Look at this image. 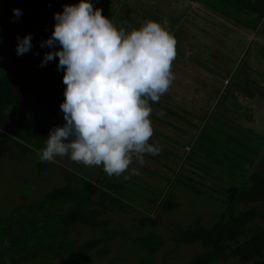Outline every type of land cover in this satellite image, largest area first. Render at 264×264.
I'll list each match as a JSON object with an SVG mask.
<instances>
[{
    "label": "trees",
    "instance_id": "obj_1",
    "mask_svg": "<svg viewBox=\"0 0 264 264\" xmlns=\"http://www.w3.org/2000/svg\"><path fill=\"white\" fill-rule=\"evenodd\" d=\"M189 1L204 3L238 26L256 30L264 25V0ZM56 2L0 0V160L9 157L22 161L25 155L33 153L40 170L55 166V162H41L37 152L45 147L50 129L64 118L60 104L66 85L64 71L57 69L58 57L41 66L45 52L52 50L42 48L41 41L52 33L49 14ZM14 7L22 11L19 18L13 15ZM237 11L248 12L251 17L246 20L234 17ZM109 18L115 24L118 20L126 22L128 29L138 28L116 11ZM29 33L32 50L18 56L17 36ZM199 120L203 118L200 116ZM229 123L222 121L208 130L198 127L172 176L166 178L168 187L151 197H148L150 192L142 194L151 206L148 212H143L137 204L136 207L127 204L128 196L133 193L128 185L132 182L125 177L112 179L100 174L91 179L61 165L65 172L63 184L50 187L35 201L12 199L9 201L12 208L0 215V264H56V258L67 255H75L78 260L85 256L86 261L78 264H96L88 262L94 256L104 257L117 234L128 237L131 247L148 255L140 256L135 264H150L149 258L165 241L151 227L159 223V213L179 206L174 199V184L201 198L207 196L217 210L210 221L196 217L187 226L177 223L169 230L168 238L175 243L172 247L180 244L196 247L195 253L181 264L231 261L264 264V172L259 170L264 164V139L257 137L256 131ZM192 176L205 180L200 184L207 183L210 193L195 186ZM116 207L139 211L130 227L137 234L126 236V231L110 228L104 216ZM77 226L101 235H91L74 246L67 236Z\"/></svg>",
    "mask_w": 264,
    "mask_h": 264
},
{
    "label": "rangeland",
    "instance_id": "obj_2",
    "mask_svg": "<svg viewBox=\"0 0 264 264\" xmlns=\"http://www.w3.org/2000/svg\"><path fill=\"white\" fill-rule=\"evenodd\" d=\"M74 3H78V0H57L49 14L52 29L54 14L62 11L66 4ZM92 3L94 8H101L107 17L116 11L121 18L133 22L137 27L148 19L155 20L174 35L176 57L172 62V71L175 79L158 102H150L154 132L149 142L161 147L160 154H145L143 165L134 157L129 169L119 177L108 176L102 166H86L72 161L68 156L56 157L55 166L46 170L37 167V157L33 153L25 155L22 161L2 158L0 215L7 214L12 208L9 203L12 199L16 202L35 201L50 187L63 184L65 172L61 165L91 179L100 174L112 179L128 177L132 182L128 185L133 194L128 196L127 204L129 207L137 204L144 209L143 212H148L151 206L143 199L144 192H150L148 197H151L168 187L166 178L172 176V170L177 168L180 155L187 151V142L196 135L198 127L208 130L228 120L230 125L256 131L257 137L264 139V25L256 30L238 26L204 3L189 0H92ZM234 17L246 20L251 14L237 11ZM118 21L113 23L119 27L126 25V22ZM200 116L203 121L199 120ZM64 122L62 118L58 125ZM134 169L138 174H133ZM259 170L264 172V164ZM184 173L191 175L188 170H184ZM192 178L196 180L195 186L206 189L207 183L200 184L205 180L198 176ZM174 191V199L179 206L175 210L159 213V223L151 227L165 241L149 258L150 264H181L190 258L196 247L185 244L172 247L175 243L168 238L169 230L177 223L187 226L196 217H201L204 222L210 221L217 211L207 196L201 198L182 186L177 188L175 184ZM205 191L210 193L209 189ZM129 207L125 211L116 207L104 217L108 219L110 228L121 229L126 231V236H134L138 231H130V227L140 213ZM91 235L101 234L77 226L67 239L76 246ZM110 245L111 249L104 257L94 256L88 263L135 264L140 256L148 257L145 252L131 247L128 237L123 238L120 234L114 236ZM80 260L75 255H67L56 258L54 262L78 264L86 261L85 256ZM227 264L234 263L231 261Z\"/></svg>",
    "mask_w": 264,
    "mask_h": 264
},
{
    "label": "clouds",
    "instance_id": "obj_3",
    "mask_svg": "<svg viewBox=\"0 0 264 264\" xmlns=\"http://www.w3.org/2000/svg\"><path fill=\"white\" fill-rule=\"evenodd\" d=\"M13 15L19 18L21 9L14 7ZM54 20L50 37L41 41L42 48L52 49L41 66L58 57L66 85L60 104L65 122L50 129L37 152L41 162L68 156L119 177L134 157L143 165L145 154L159 155L161 147L149 142L154 132L150 102H158L175 79L171 31L151 19L138 28H118L92 0L66 4ZM32 47L30 33L17 36L18 56Z\"/></svg>",
    "mask_w": 264,
    "mask_h": 264
}]
</instances>
